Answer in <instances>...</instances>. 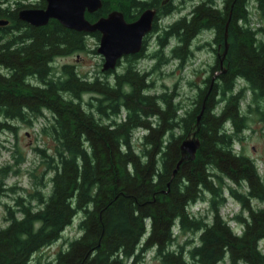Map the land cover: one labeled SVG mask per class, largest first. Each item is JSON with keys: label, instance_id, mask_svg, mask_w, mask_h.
Listing matches in <instances>:
<instances>
[{"label": "trees", "instance_id": "trees-1", "mask_svg": "<svg viewBox=\"0 0 264 264\" xmlns=\"http://www.w3.org/2000/svg\"><path fill=\"white\" fill-rule=\"evenodd\" d=\"M30 1L7 0V9L0 7V19L12 22L0 31V132L13 130L14 119L47 111L55 145L51 154L39 150L52 175L46 189L35 190L34 200L19 195L5 204L0 264H28L59 240L78 215L79 235L67 240L52 260L38 258L36 264H143L145 251L152 248L161 264H264V180L255 161L234 148L246 128L241 108L246 90L251 95L247 107L255 104L264 121V38L258 36L262 29L250 25V0H226L217 10L203 5L189 31L177 32L179 44L169 55L179 63L190 56L197 34L211 32L210 44L220 54L227 33L223 68L218 56L212 66L220 70L215 83L209 92L198 86L184 109L174 92H150L147 73L135 58L110 78L108 72L86 78L72 65H62L56 75L52 59L85 50L87 37L57 21L38 28L21 22L17 11L37 6V0ZM131 2L102 0V7L86 16L94 20L113 9L126 13ZM254 2L263 13L264 0ZM198 25L202 28L194 34ZM11 27L16 30L9 31ZM91 36L98 39L99 34ZM165 44L163 39L153 54ZM85 93L91 95L86 104ZM204 100L196 132L200 147L173 174L180 142L196 130ZM136 130L143 131L137 142ZM6 172L0 166V205L9 189ZM207 195L209 215L188 210ZM226 197L240 206L230 218L220 214ZM175 224L196 231V243L172 247Z\"/></svg>", "mask_w": 264, "mask_h": 264}, {"label": "rangeland", "instance_id": "rangeland-1", "mask_svg": "<svg viewBox=\"0 0 264 264\" xmlns=\"http://www.w3.org/2000/svg\"><path fill=\"white\" fill-rule=\"evenodd\" d=\"M23 3L32 2L30 0H21ZM13 2V1H11ZM250 12V25L253 28L262 29L258 36L264 38V12L256 10L254 0L248 3ZM1 31V30H0ZM211 32H201L197 34L191 42L192 54L182 63L170 57L169 47L173 40L167 45L164 52H161L164 61L161 59L159 52L154 55L153 52L158 50V43L151 39L145 50V57L137 60V66L147 73L150 85V92H174L175 101H179L184 108L191 105L195 98L198 86L204 87V77L207 76V70L214 64L215 53L212 52L210 44ZM86 48L83 51L73 52L64 57H56L52 62L54 73L57 75L62 65H72L73 68L86 78L103 77L106 75L101 70L103 59L96 51L99 39L95 36L86 38ZM168 52V53H167ZM159 55V56H157ZM153 57V58H152ZM156 60V61H155ZM159 60V61H158ZM166 62V63H165ZM162 63V64H161ZM127 66V61L122 59L112 73H107V77H112L115 72H121ZM59 74V73H58ZM238 86H245L242 81H238ZM251 95L248 90L245 91L244 99L241 102V108L247 115L246 128L234 144L235 150H241L245 155L253 159L257 165L259 173L264 180V121L260 120L256 105L247 107ZM84 104L91 100V95L85 93L82 95ZM86 106V105H85ZM50 114L44 111V115L31 116L29 119H14L11 121L13 130L0 132V166L7 167L4 175V182L7 185V194L2 198L0 205V227L7 224V213L5 204H13L16 197L23 196L25 199H32L35 190L46 189L49 185V179L52 172L47 167L46 158L39 149H44L46 154H51L55 141L48 132ZM0 120L2 117L0 116ZM142 131L136 130L134 134L135 142L138 141ZM48 183V185H45ZM29 194H31L29 196ZM226 194V193H225ZM205 203L199 210L191 209L196 215L207 216L210 214L208 195L205 196ZM255 204L262 206L263 203L254 201ZM240 206L231 197H226L220 208V214L224 218H230L231 215L237 214ZM80 215L73 219L62 233V237L51 245L35 253L28 264H36L38 258L42 261L53 259L57 250L66 245V241L79 235L77 222ZM230 226L233 222L229 221ZM173 233L176 240L172 247H178L183 244L184 249L190 247L197 241L198 233L194 230L182 231L175 226ZM187 242V243H186ZM261 250L264 252V243L260 242ZM143 264H161L154 253V249H147L144 254ZM218 264H226L222 261Z\"/></svg>", "mask_w": 264, "mask_h": 264}, {"label": "water", "instance_id": "water-1", "mask_svg": "<svg viewBox=\"0 0 264 264\" xmlns=\"http://www.w3.org/2000/svg\"><path fill=\"white\" fill-rule=\"evenodd\" d=\"M102 7V0H46L45 8H21L18 10V19L33 26L47 24L49 19H56L66 28L83 32H99V44L96 51L102 56L101 70L110 71L116 68L118 61L128 54H135L141 50L142 38L151 28L153 11L145 10L140 17L132 22H126L122 11L113 9L106 15L99 16L91 22L85 17V12L92 13ZM8 19H0V26L7 25ZM227 50V33L224 34V47L219 57L220 68ZM219 71L210 79L208 92L217 79ZM206 97V96H205ZM205 100L196 117V130L184 138L179 145L180 157L175 170L182 162L195 158L200 147V140L196 135L199 129V120L203 112Z\"/></svg>", "mask_w": 264, "mask_h": 264}, {"label": "flooded vegetation", "instance_id": "flooded-vegetation-1", "mask_svg": "<svg viewBox=\"0 0 264 264\" xmlns=\"http://www.w3.org/2000/svg\"><path fill=\"white\" fill-rule=\"evenodd\" d=\"M37 1L38 2H37L36 7H22V8H39V9L45 8L46 0H37ZM225 1L226 0H132L131 4L125 6L126 13L123 12L122 10H120V11H122L126 22H132V21L137 20L145 10L153 11V17H152V21H151V28L149 29V31H147L144 34V36L142 38L141 50L135 54L124 55L122 57V59L127 60L128 58H135L136 60H139V59L145 57V50L147 48V44L151 39H154V38L158 44L160 42H162L163 39L165 40L166 44L163 47L162 52H164V49H166V47L170 43V41L173 40V44L169 47V53H170L172 48L177 47L179 44V38L177 36V32L182 33V32L189 31L187 26L190 23L192 17L197 13V9L199 7L205 5L206 7L217 10L219 8H223ZM31 3H33V2H31ZM0 7L7 9V0H5V1L0 0ZM95 12L88 13L86 11L85 17L87 18V16H86L87 14H94ZM17 13H18V11H17ZM98 17H96L94 20H90L89 18H87V19L89 21L93 22ZM20 21L28 24L30 27H34V28L37 27L38 28V27L45 26L52 21H57V20L51 18V19H49L47 24L42 25V26H33V25H30L29 23H27L25 21H22V20H20ZM10 23L12 24V22L9 21V24ZM60 25H62V24H60ZM3 27H5V26L4 25L0 26V30H2ZM64 28H66V27H64ZM201 28H202V25L197 27L194 31V34H197L198 33L197 30L201 29ZM11 29L16 30L14 27H11L8 30L11 31ZM66 29L76 31V30L70 29V28H66ZM6 30H7V28H6ZM21 30L23 31L24 29L21 28ZM76 32H83V31H76ZM83 33H84L85 37L91 36L92 33H98L99 34V32H97V31L96 32H83ZM193 38H192V40H193ZM211 45H212V48H211L212 52L215 53V55L217 56L218 53L214 51V44H211ZM218 48H219V46H218ZM70 54H72V53L59 55V56L64 57V56H68ZM159 54H160V56H162L161 52H159ZM157 56H159V55H157ZM216 56H215V59H216ZM55 58L56 57H54L51 62H53ZM120 61L118 62V64H120ZM214 62H215V60H214ZM212 66L207 70V76L204 77V80H205L204 84L207 88L209 87L211 77L215 74L216 71H218L217 69H212ZM123 71H124V69L118 73H122ZM108 73H112V72H108Z\"/></svg>", "mask_w": 264, "mask_h": 264}, {"label": "bare ground", "instance_id": "bare-ground-1", "mask_svg": "<svg viewBox=\"0 0 264 264\" xmlns=\"http://www.w3.org/2000/svg\"><path fill=\"white\" fill-rule=\"evenodd\" d=\"M89 34V33H88ZM90 35V34H89ZM192 54V53H191ZM153 58V57H152ZM156 61V60H155ZM159 61V60H158ZM166 63V62H165ZM162 64V63H161ZM153 249V248H152Z\"/></svg>", "mask_w": 264, "mask_h": 264}]
</instances>
